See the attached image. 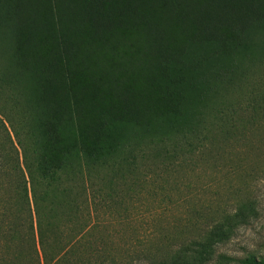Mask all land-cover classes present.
<instances>
[{
	"label": "trees",
	"instance_id": "trees-1",
	"mask_svg": "<svg viewBox=\"0 0 264 264\" xmlns=\"http://www.w3.org/2000/svg\"><path fill=\"white\" fill-rule=\"evenodd\" d=\"M261 54L264 0H0V84L22 111L18 126L0 108L18 145H0V264L138 252L133 197L170 202L161 173L260 122L264 77L240 65ZM232 218L150 238L146 264H205Z\"/></svg>",
	"mask_w": 264,
	"mask_h": 264
},
{
	"label": "rangeland",
	"instance_id": "rangeland-1",
	"mask_svg": "<svg viewBox=\"0 0 264 264\" xmlns=\"http://www.w3.org/2000/svg\"><path fill=\"white\" fill-rule=\"evenodd\" d=\"M3 65L4 60L0 58V70ZM240 66L248 75L252 74L253 79L264 77L262 54L252 60H244ZM239 94L243 93L231 97L239 99ZM10 99L9 87L0 84V108L19 126L21 107L11 106ZM0 117L5 124L3 126L0 120V145L6 143L13 154L9 137L14 145H18L8 120ZM216 149L219 154L204 156L191 168L173 167L167 174L160 172L158 181L163 182L164 191L170 193V202H155L147 194L133 197L134 204L129 219L125 218V221H131L133 233L136 231L134 235L140 244L146 242L138 252L121 253L117 260L122 264H146L143 249L150 238L158 239L175 229L183 230L191 223H211V218L216 219L225 212L233 215L234 230L228 241L218 244L214 257L205 264H241L237 259L249 254L264 256V113L260 116V122L246 123L245 127L239 125L229 139H219ZM157 193L158 196H155L159 198L161 192ZM111 220L110 224L116 221L112 217L106 221ZM131 235L128 239L135 237ZM186 236L177 235L176 232L175 237L169 240L177 243ZM222 254L231 258L221 260ZM187 259L191 264L195 263L190 257Z\"/></svg>",
	"mask_w": 264,
	"mask_h": 264
}]
</instances>
